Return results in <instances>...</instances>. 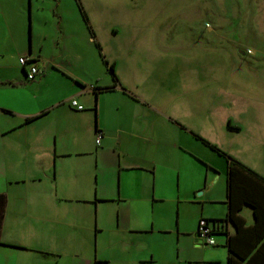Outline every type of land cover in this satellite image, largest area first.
<instances>
[{"label": "crops", "instance_id": "1", "mask_svg": "<svg viewBox=\"0 0 264 264\" xmlns=\"http://www.w3.org/2000/svg\"><path fill=\"white\" fill-rule=\"evenodd\" d=\"M81 30L76 20L67 31L60 25L58 37L70 34L79 48ZM3 55L0 264H228L237 229L228 218L227 163L225 200L216 198L223 201L216 202L224 206L221 216L181 206L182 194L193 203V190H182L187 130L205 146L195 130L129 91L131 82L111 76L102 83L88 60L75 63L78 71L55 62L43 69L41 54L30 49L19 59L31 57L41 72L28 80L31 64L12 75ZM142 77L137 80L146 86L155 81L154 74ZM107 87L114 90L93 91ZM73 99L84 109L73 107ZM197 160L205 166L193 165L205 181L206 201H214L223 175L214 163ZM239 215L247 226L255 224L251 207ZM202 219L217 226V245L198 235Z\"/></svg>", "mask_w": 264, "mask_h": 264}, {"label": "rangeland", "instance_id": "2", "mask_svg": "<svg viewBox=\"0 0 264 264\" xmlns=\"http://www.w3.org/2000/svg\"><path fill=\"white\" fill-rule=\"evenodd\" d=\"M76 20L79 48L70 34L58 37L60 25L67 31ZM96 44L118 80L131 82L129 91L264 174V0H0V53L12 75H23L19 58L31 49L41 54L43 69L55 62L78 71L75 63L88 60L104 83L113 74ZM147 74L155 75L148 86L137 80ZM189 131L182 190H193L194 204L182 194L181 206L221 216L224 206L216 202L223 201L216 198L225 200L226 161ZM197 159L223 175L214 201H206Z\"/></svg>", "mask_w": 264, "mask_h": 264}, {"label": "trees", "instance_id": "3", "mask_svg": "<svg viewBox=\"0 0 264 264\" xmlns=\"http://www.w3.org/2000/svg\"><path fill=\"white\" fill-rule=\"evenodd\" d=\"M82 8L81 12L84 19L89 23V18ZM96 47L103 58L104 64L110 68L113 78L118 83V77L114 73L115 65H110L102 55L100 44H96ZM95 90L112 92L114 87L95 88ZM32 120L34 118L28 119V122ZM228 127L231 129L237 128L232 127L230 122H228ZM194 136L210 150L223 157L227 163L228 218L237 229L236 235L230 238L231 255L228 264H264V176L202 136L198 134H194ZM245 206L253 209L255 224L252 226H247L245 220L239 215ZM235 242L240 244L242 248L238 249Z\"/></svg>", "mask_w": 264, "mask_h": 264}, {"label": "built area", "instance_id": "4", "mask_svg": "<svg viewBox=\"0 0 264 264\" xmlns=\"http://www.w3.org/2000/svg\"><path fill=\"white\" fill-rule=\"evenodd\" d=\"M33 59H29V57H22L20 59V63L25 66L27 64H31L30 71L28 73V79L34 80L38 74L40 73V69L32 63ZM71 104L73 107H77L79 110H83L84 107L81 106L76 100H71ZM102 139V133H97V140L96 143L100 145ZM215 232H217V226L210 225L209 221L206 219H202L199 223V229H198V235L205 239L206 245L208 246H215L217 245L216 239H215Z\"/></svg>", "mask_w": 264, "mask_h": 264}, {"label": "clouds", "instance_id": "5", "mask_svg": "<svg viewBox=\"0 0 264 264\" xmlns=\"http://www.w3.org/2000/svg\"><path fill=\"white\" fill-rule=\"evenodd\" d=\"M29 59H32L31 57H29ZM22 65V64H21ZM23 66V65H22ZM26 66V65H25ZM41 72V71H40ZM39 75V74H38Z\"/></svg>", "mask_w": 264, "mask_h": 264}]
</instances>
